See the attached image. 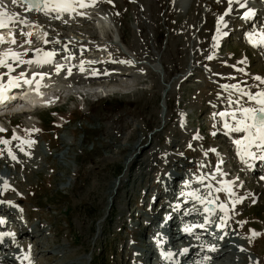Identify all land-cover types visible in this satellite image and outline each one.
<instances>
[{"label": "rangeland", "instance_id": "rangeland-1", "mask_svg": "<svg viewBox=\"0 0 264 264\" xmlns=\"http://www.w3.org/2000/svg\"><path fill=\"white\" fill-rule=\"evenodd\" d=\"M189 1L97 0L93 6L86 0L88 7L51 11L92 18H76L83 26L70 31L93 29L97 48L87 57L90 65H99L104 52L111 54V84L77 80L75 90H87L70 96L64 109L12 118L22 140L0 134V220L14 221L16 244L8 246L16 248L13 263L38 241L28 264H163L173 257L165 254L188 245L157 241V228L148 245L143 240L155 226L169 223V230L178 224L191 229L196 245L193 241L194 248L185 252L188 261L264 264V183L257 174L246 175L218 119L239 99L245 101V93L264 92V82L256 79L264 78V47L248 43L250 33L260 38L264 33V14L259 11L247 25L253 14L224 19L225 2ZM249 4L250 10L264 8L261 0ZM101 13L113 23L99 27L103 33L94 24ZM29 16L39 23L41 16ZM14 28L20 35L24 31L23 25ZM31 37L37 38L34 43L40 39ZM10 46L0 47L10 55L0 68L18 60L12 48L22 53L25 44ZM123 76L134 81L122 84L117 78ZM3 121L10 135L9 119ZM176 212L180 220L169 216ZM22 225L27 229L18 234ZM217 227L224 229L210 237ZM210 244L227 254L217 259Z\"/></svg>", "mask_w": 264, "mask_h": 264}, {"label": "bare ground", "instance_id": "bare-ground-1", "mask_svg": "<svg viewBox=\"0 0 264 264\" xmlns=\"http://www.w3.org/2000/svg\"><path fill=\"white\" fill-rule=\"evenodd\" d=\"M181 1L182 2L183 1L187 2L188 0H181ZM191 1H194V0H190L189 2H191ZM204 1H206V0H199L200 3H203ZM218 1L225 2L224 8H223L224 19H228L230 15L236 14V13H240L241 15H243L244 13H245V15H247L248 13H251V14L255 13V9L254 10H250V9H252V7H250V4H249L250 0H231V3H229V0H218ZM261 1H262V4H264V0H261ZM3 2H4V4L9 3L7 0H3ZM10 7L11 8H9L7 6V11H8L9 14L10 13L11 14L18 13L20 20H26V21H30V22L32 21L33 22V19H31L29 15H34L35 19H36L37 16L45 15L46 13L51 12V8L53 7V5L49 4L48 9L44 10V12L42 14L30 13L29 11L26 10L27 9L26 4H24L22 2L20 4H15V5L11 3ZM74 8H75V6H73V9ZM0 9L2 11H4L3 8H0ZM256 12H257V10H256ZM262 12L264 13V11H262ZM26 15H28V17H29L28 19L26 18ZM203 18H205V16ZM248 21L250 22V24H252V22H253V20L250 17H249ZM263 21H264V16H263ZM94 22L97 23L98 27H102L103 25H105V27L106 26L109 27L110 25L113 24L110 15L109 14H105V13H101L100 15H98V17L96 19H94ZM34 23H36L35 20H34ZM23 24L24 23L17 22L15 24H13L11 26V28H9V29H8V27L0 28V37H3V40L5 42H9V41L12 42V39H11L13 37L12 33L16 32V29L14 28V26L16 27V26L23 25ZM99 29L103 33L102 29L101 28H99ZM30 32H31V36L32 35L39 36L40 39H43V36L45 35V31H43L41 29L40 24L34 25L31 28ZM258 35H260V34L254 33L253 36H252V41L255 42V45L264 47V45L256 43V41H258L259 38H260ZM6 36L7 37L9 36L8 37L9 40L5 39ZM196 39H194V42H192V40H191V46L195 47ZM3 54H7V53H3ZM42 54H44V51H43ZM0 59L3 60L4 58L1 56ZM137 59L138 58L136 57V60ZM10 65L11 64H9V67H11ZM60 65H61V63L59 61H55L54 62L52 58H50V57L49 58H45L43 55H41V57L33 58L30 61L27 60L26 62L22 63L21 66H18L14 70H12V68H9V67L0 68V83H2L4 81H8L10 79L11 82L14 83L15 85L18 83V86L24 87V89L23 88H18V87H16V89L18 91H20V93H21L20 96L23 97V99L21 98V101H23V100H25V101L19 103V102H16L17 100H14L15 99L14 97L10 96L9 101H8L9 104H11L10 107L13 108V110H15V111L16 110H22V109L23 110H25V109L26 110H32V109H34L36 107H40V106L41 107H49V106H52V105L55 104L54 102L56 101V98H57L58 94H60V93L61 94L69 93V92H67V90H72L74 95L75 94L76 95L85 94V91L87 90V88H84L81 91H76L75 90L76 85L70 87L71 85L68 84V83H70L69 81H66V82H68V83H66L63 79H61L62 77H60V74H59L58 70L60 68H63V67H58L59 69H55V67H54V66H60ZM3 67H5V66H3ZM151 67L153 68V66H150V68ZM37 70H45L47 72V76L45 77L44 73L39 72ZM4 71H6V73H4ZM84 71H86V73H90V70L84 69ZM5 77H6V79H5ZM123 77H125V78H124L123 81L121 80V83H127V81H131V82L134 81V80H132L131 76H123ZM84 78H85V76H82L79 79H84ZM25 81H30V83H26ZM100 90L102 91V89H100ZM92 94H90V96ZM87 95H88V93H87ZM166 96H165V98H166ZM3 100H5V99H3ZM3 100H0V102H3ZM239 101H240V104H237L235 102L233 107L228 109L226 112L225 111L223 112V113H235L236 114V119H233L231 115H225V116H221L220 115L219 118H218L219 119V129L225 131L226 134L230 137V139L233 140V148H234V150L236 152L237 159L238 160L241 159L244 162V164H245L244 166L248 169L247 171H249V170H251L254 167V163H255V161L257 159L263 160L261 157H264V156H262V153L264 152V143H262L259 140H257L256 143H249L248 142V136H249L248 132H246V131L236 132V131H232L231 128L236 127L237 126V121L243 118V113H242V111H240V109L249 108V107L250 108H259L260 104H258L254 100L249 99V96L246 97L245 101H243L241 99H239ZM168 111L169 110H167V112L164 113L165 114L164 118H165L166 114L168 113ZM28 123H30V122H28ZM248 123H251V121L249 120ZM226 124L229 125L230 127H225ZM0 126H3V124L0 123ZM253 131H255V130H253ZM15 140L16 139H12L13 142H15ZM237 140H240L242 143L239 144V145L236 144L235 142ZM155 147L153 146L152 151H154ZM246 152H250L253 155H246L245 154ZM147 160H148V158H147ZM224 173H225V171H224ZM219 174H220V172H219ZM228 182H229V180L225 181V186H227V188L229 189V187L231 185L229 186ZM238 189H240V188H238ZM233 190L235 191V189H233ZM240 191L243 192L244 191L243 188H241ZM240 191H237V192H240ZM5 194H6V190H5ZM171 218L174 219L175 217L171 216ZM234 226H235V223H234ZM226 228H227V226H226ZM229 232H228V234H229ZM173 233H174V231H173ZM230 234H231V232H230ZM226 238L227 237H225L223 239V243H225L227 241ZM183 242L184 243L185 242L188 243V246H187L188 251L190 249L194 248L193 238L191 236H189L186 232L173 234V243L172 244L183 243ZM179 254L180 255H182V254L184 255L185 251L183 250L182 254L181 253H179ZM213 254L218 259L219 257H224V255H226L227 252L220 254V252H218V250L215 249V250H213L212 256H213ZM229 254H230V252H229ZM30 257L31 258L33 257L32 253H30ZM6 259L8 260L6 263H11V261L12 262H16V260H14V258L11 257L10 254H7ZM28 263H29V260H26V262H23V261L18 262V264H28ZM198 264H200V263H198Z\"/></svg>", "mask_w": 264, "mask_h": 264}, {"label": "snow or ice", "instance_id": "snow-or-ice-1", "mask_svg": "<svg viewBox=\"0 0 264 264\" xmlns=\"http://www.w3.org/2000/svg\"><path fill=\"white\" fill-rule=\"evenodd\" d=\"M22 0H11L12 4H20ZM24 3H27V11L36 10V11H43L47 10L49 4L53 5L51 8V11H69L73 9L74 5H78L79 7H88L89 4L86 3V0H23ZM97 0H92V5L94 6ZM109 3H111V0H108ZM229 3H231V0H229ZM0 8H3L4 11H0V28L8 27L9 24H15L17 21L19 23H26V20H20L18 13L9 14L7 11V5L4 4L3 0H0ZM251 13H248L247 15H250ZM246 15V18H247ZM221 21H223V17L220 18ZM219 31V29H218ZM26 35H31V33H25ZM253 34H249L250 41L252 40ZM3 37H0V43H3ZM15 38H13L12 43H15ZM258 44L264 45V33L261 34V38L256 41ZM13 56H17L18 54L13 53ZM50 55V54H49ZM208 59H212L211 56L208 57ZM3 60H0V64H3ZM130 63V62H129ZM257 80H262L264 82V78H261L259 76L256 77ZM26 83H30V81H25ZM13 87H16L18 85H12ZM227 87V86H226ZM245 95L249 96V99L256 101L258 104H260L259 108H242L240 111L243 113V118L237 121V126L234 128H231L232 131L240 132V131H246L249 133L248 136V142L249 143H256L257 140L264 143V92H261L259 96L251 95L248 93H245ZM6 99V97L3 96L2 93H0V100ZM219 115L225 116V115H231L233 119H236L235 113H220ZM252 121L251 123H248V121ZM225 127H230L229 125H225ZM255 130V131H253ZM3 143H8V141H3ZM236 144H241L242 142L240 140H237L235 142ZM246 155H253L250 152H246ZM14 158V157H13ZM264 159V157H261ZM219 171V169H218ZM223 207V205H221ZM3 221L0 220V223ZM203 227V225H201ZM186 232L191 231L190 228L184 229ZM5 235H9L5 233ZM253 235H259V233L253 232ZM213 250H215L213 248ZM243 250V249H242ZM185 252L188 251V249H184ZM165 255L170 256L171 253H167Z\"/></svg>", "mask_w": 264, "mask_h": 264}, {"label": "water", "instance_id": "water-1", "mask_svg": "<svg viewBox=\"0 0 264 264\" xmlns=\"http://www.w3.org/2000/svg\"><path fill=\"white\" fill-rule=\"evenodd\" d=\"M23 1V0H22ZM27 4V3H26ZM30 12H36V13H42L43 11H36V10H31ZM170 89V84H166V88L164 89V91L162 92V102H161V104H162V107L163 108H165L164 107V105H163V101H164V98H165V94L167 93V91Z\"/></svg>", "mask_w": 264, "mask_h": 264}]
</instances>
